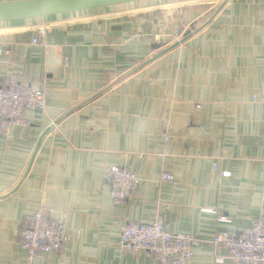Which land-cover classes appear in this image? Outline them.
Here are the masks:
<instances>
[{
  "label": "crops",
  "instance_id": "obj_1",
  "mask_svg": "<svg viewBox=\"0 0 264 264\" xmlns=\"http://www.w3.org/2000/svg\"><path fill=\"white\" fill-rule=\"evenodd\" d=\"M174 28L193 34L154 58L150 35L167 31L168 45L182 37ZM10 80L43 91L46 108L0 132V264H26L20 226L41 205L63 220L65 242L35 264H157L118 248L124 221L153 219L200 240L190 264H235L212 241L264 219V0H146L2 22L0 86ZM110 165L139 177L120 206Z\"/></svg>",
  "mask_w": 264,
  "mask_h": 264
},
{
  "label": "built area",
  "instance_id": "obj_2",
  "mask_svg": "<svg viewBox=\"0 0 264 264\" xmlns=\"http://www.w3.org/2000/svg\"><path fill=\"white\" fill-rule=\"evenodd\" d=\"M183 29L174 28L172 39H179ZM39 34H43V29ZM167 31L150 35L151 42L167 40ZM37 44V38L32 40ZM46 108L45 94L22 81L10 80L0 86V132H8L13 126H29L24 112ZM217 165L214 164V170ZM229 172H223L228 177ZM104 180L109 187V195L114 205L120 206L130 200L139 184L138 175L125 165H110L104 169ZM160 181L172 182L173 175L162 172ZM220 222L227 223L225 217ZM120 251L133 256L147 253L157 264H190L193 251L200 240L191 235L172 233L164 224L153 219L149 221H124L119 228ZM21 246L26 251V264H35L38 256L57 253L65 242V227L61 218L55 217L51 209L40 206L27 213L20 226ZM215 247L227 250L235 264H264V219L260 218L251 227L233 232H218L212 241Z\"/></svg>",
  "mask_w": 264,
  "mask_h": 264
},
{
  "label": "water",
  "instance_id": "obj_3",
  "mask_svg": "<svg viewBox=\"0 0 264 264\" xmlns=\"http://www.w3.org/2000/svg\"><path fill=\"white\" fill-rule=\"evenodd\" d=\"M146 0H14L0 2V23L35 19L53 15L85 11L90 9L129 4ZM193 31L187 30L179 40L168 45L156 43L154 49L161 50L154 58L176 48L189 37ZM150 62V61H148ZM138 67L135 71L145 66Z\"/></svg>",
  "mask_w": 264,
  "mask_h": 264
},
{
  "label": "rangeland",
  "instance_id": "obj_4",
  "mask_svg": "<svg viewBox=\"0 0 264 264\" xmlns=\"http://www.w3.org/2000/svg\"><path fill=\"white\" fill-rule=\"evenodd\" d=\"M139 2H141V1H139Z\"/></svg>",
  "mask_w": 264,
  "mask_h": 264
}]
</instances>
